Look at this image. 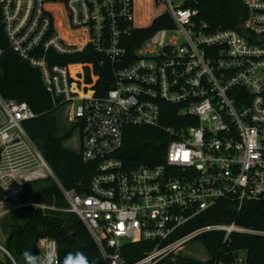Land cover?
Listing matches in <instances>:
<instances>
[{
  "label": "built area",
  "instance_id": "1",
  "mask_svg": "<svg viewBox=\"0 0 264 264\" xmlns=\"http://www.w3.org/2000/svg\"><path fill=\"white\" fill-rule=\"evenodd\" d=\"M191 1L0 0L7 47L40 72L57 108L69 107L79 153L95 170L88 191L65 188L23 127L38 114L0 94V218L27 206L56 209L28 191L53 178L105 264H130L122 250L140 242L152 248L131 264H161L212 231L225 241L232 233L264 236L236 222L182 232L221 201L238 212L264 204V0H241L245 11L234 27L214 26ZM163 15L172 27L136 46L135 31ZM87 48L107 74L102 93L95 63L63 60ZM168 105L178 107L172 124ZM130 126L167 136L160 162L124 161ZM37 247L38 264H60L56 238L41 237ZM231 264H246L245 252Z\"/></svg>",
  "mask_w": 264,
  "mask_h": 264
},
{
  "label": "trees",
  "instance_id": "2",
  "mask_svg": "<svg viewBox=\"0 0 264 264\" xmlns=\"http://www.w3.org/2000/svg\"><path fill=\"white\" fill-rule=\"evenodd\" d=\"M192 5L199 8L202 18L214 26L234 27L244 14L241 0H192ZM172 23L169 15L157 18L150 29L136 30L134 43L136 46L155 30L170 28ZM0 46L4 49L0 55V94L6 99H16L27 102L38 114L36 118L26 120L23 127L29 137L43 155L61 184L67 189H77L80 192L88 191L89 184L95 172L93 165L86 163L79 152L71 150L64 142L71 137V132L63 133L57 115V107L46 90L40 72L28 62L22 60L16 53L7 47V40L0 27ZM135 46V45H134ZM101 57L91 53L87 48L82 53L64 57L68 63H95V71L101 75L97 89L99 93L108 88L107 74L104 75L98 66ZM107 67V65L105 66ZM91 81V77H88ZM169 120L176 114L178 107L168 105ZM168 138L156 128L146 126H130L126 130L125 146L121 153L128 165L141 162L158 163L159 156L165 154ZM32 184H28L31 195ZM27 195L26 198H30ZM35 200L56 209L45 211L27 206L15 210L3 217V228L6 234L5 248L10 252L14 261L6 255L0 264H38V241L41 237L56 238L57 232L70 229L73 234L63 242H58L60 264H77V254H82L87 264H105L99 246L84 222L78 215L68 211L69 204L53 181L42 191L36 192ZM236 224L264 230V204L261 202L246 203L238 212L229 201H221L214 207L198 215L187 224L182 232H189L209 224ZM225 234L221 231H212L196 238L203 244L207 260L200 261L192 256L175 254L161 264H231L235 256L244 251L246 264H264V236L232 233L225 241ZM152 244L140 242L129 244L122 250L128 263H134L150 251Z\"/></svg>",
  "mask_w": 264,
  "mask_h": 264
},
{
  "label": "rangeland",
  "instance_id": "3",
  "mask_svg": "<svg viewBox=\"0 0 264 264\" xmlns=\"http://www.w3.org/2000/svg\"><path fill=\"white\" fill-rule=\"evenodd\" d=\"M69 111V107H64V108H58L57 109V115L59 119V123L61 126V130L63 133H68L71 132V137L67 139L64 142V145L76 152H79V137L78 134H76L74 128L70 125V123L67 120L66 113ZM5 120L4 114L0 111V121ZM54 181L53 178H49L46 180H41L37 181L32 184L31 188L35 192H40L42 191L45 187L49 186L52 182ZM6 234L4 232L3 228V218H0V243L2 245L6 244ZM177 254H182L186 256H192L196 258L197 260L200 261H205L207 260V254L204 249V246L201 242L199 241H192L184 249H182L180 252ZM6 253L0 249V259L5 260L6 259Z\"/></svg>",
  "mask_w": 264,
  "mask_h": 264
},
{
  "label": "water",
  "instance_id": "4",
  "mask_svg": "<svg viewBox=\"0 0 264 264\" xmlns=\"http://www.w3.org/2000/svg\"><path fill=\"white\" fill-rule=\"evenodd\" d=\"M35 195L34 191H31V198H33ZM6 196V192H4L2 190V188L0 187V199H4ZM73 234L72 230L70 229H62L59 232H57L56 234V239L58 242H63L66 239H68L71 235ZM21 264H23V261L21 262Z\"/></svg>",
  "mask_w": 264,
  "mask_h": 264
},
{
  "label": "clouds",
  "instance_id": "5",
  "mask_svg": "<svg viewBox=\"0 0 264 264\" xmlns=\"http://www.w3.org/2000/svg\"><path fill=\"white\" fill-rule=\"evenodd\" d=\"M77 257V264H87V260L83 257L82 254H77Z\"/></svg>",
  "mask_w": 264,
  "mask_h": 264
}]
</instances>
